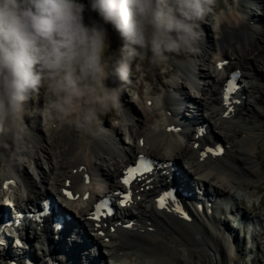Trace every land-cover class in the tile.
I'll list each match as a JSON object with an SVG mask.
<instances>
[{
    "label": "bare ground",
    "instance_id": "6f19581e",
    "mask_svg": "<svg viewBox=\"0 0 264 264\" xmlns=\"http://www.w3.org/2000/svg\"><path fill=\"white\" fill-rule=\"evenodd\" d=\"M243 1L245 0H226L224 8L216 15L217 38L211 39L206 25L199 24L198 32L200 35L195 44L197 49L195 53H185V55L171 53L166 56L174 64L171 75L174 77L170 79L169 88L174 87L172 90L162 89L159 94L153 91L154 86L152 88L149 86L150 89L144 87L145 89H142L143 96L138 95L139 101L142 100V113H136L132 109L134 106H128V100L120 95L123 120L127 119L134 122V125L127 124L132 143L118 139L116 127L114 128L103 116L100 117L101 122L98 124L101 128L97 125L94 132L87 137H81L71 126H56L50 114L44 116V120L33 123L31 126H28V119L23 118L22 131L19 134L0 136V163H3V165L0 164V189H3L2 182L4 179L16 178L21 173V178L25 180L27 189L26 194H19L17 191L16 196L18 198L15 204L17 205L22 200L31 203L37 196H43L49 188L61 187L67 177L72 180L73 184L79 185L82 174L78 171L80 165L98 172L99 175H103L109 181L110 185H114L123 161L130 159V156L137 152H146L161 158L173 157L178 160L183 174L189 175L195 186L207 195L213 193L217 196L232 198L236 196L239 190L244 191L251 184H256L261 172L259 164L264 161V156L261 159L258 154L256 155V143L259 137L253 134L251 128L244 129L243 135L236 139H226L228 149H226V156L223 159L210 156L202 159L201 149H193L192 147L191 135L193 133L191 135L186 133L181 139H178L172 131L167 129L172 123L168 111L171 110L172 105L179 108L176 106L177 104L172 103V99L177 97L178 92L188 97L190 103H195L202 116L207 115L208 118H211L213 115L208 113V109L209 107L215 109L216 114L214 116L221 121L220 125L231 128L240 122L242 123V115H238V110L236 111L237 116L233 119L221 118V113L218 111L220 105L218 88L223 75L230 71V67L226 66V68L219 70L215 63L221 58H226V56L234 57L231 66L242 69L243 76L248 82L245 93L254 91V101L257 105H261V100L264 99V80L259 84L258 80L261 79L262 75L258 73L261 69L264 70V0H257L258 3L247 0L246 5ZM248 7L250 11H248ZM249 14L256 19L259 17L258 25L254 26L247 22ZM209 51L213 54L214 62L211 67L204 68L196 61L203 60ZM244 67H248L252 73L247 74L248 72L244 71ZM189 74L192 75L193 79L189 78ZM203 78L208 79L206 92H203L204 88L198 82ZM177 79L183 80V84ZM185 82H189L193 87L199 89L201 95L192 97L188 91L184 90ZM155 89L157 88L154 87ZM41 91V96L38 99L40 103L45 102L44 92ZM148 101L150 102L148 103ZM129 105H131L130 102ZM247 105L248 103L244 101L240 104L243 109H248L252 113L253 120L246 124L253 125L260 116L256 109H249ZM111 114L117 117L115 112ZM187 114L183 112V115ZM192 116L199 118L194 114ZM61 133L64 134V140L61 139L63 138ZM135 136L136 139L134 140L133 137ZM141 138L143 145H140ZM39 154L45 160L46 170L40 166ZM69 155L72 157L71 159H68ZM21 156H29L35 163L37 169L35 175H37L38 183L36 180H32V176L28 172L19 168ZM180 179L182 180L180 186L192 191L189 189L190 183ZM157 190V186L154 185L149 190L135 193V198L140 195L143 199L135 200V208L138 210L136 215L133 214V211L127 210L128 215L136 219V224L132 229L116 228L113 232L106 229L104 236L98 235L93 230L94 235H89L94 246L100 247L102 250L101 261L105 259L106 264H109L108 261H112L111 264H192V259L196 263L199 258H207L208 251H213L215 257L220 259L223 257L221 258L219 254L224 257L227 255L232 249L231 242L234 243L236 238L232 237L233 234L229 237L224 233L225 230L223 229L228 225H223V229L218 227L223 218L215 214L217 213L215 208L210 213L208 207L200 209L198 204L194 203L190 212L193 218L187 222L173 211H162L154 208L153 200ZM1 192L2 190H0V194ZM144 199L145 204H142ZM0 203H3L1 197ZM81 204L84 203L78 201L75 205L76 214L80 218L75 215L73 220L84 228L86 224L83 216L86 212L80 206ZM236 208L238 210L239 207ZM214 215H217L218 220ZM235 218H237L236 214L234 215ZM229 227L232 228L231 225ZM90 228L91 225L88 229ZM43 232L46 233V239H48L49 230ZM70 233L72 235V232ZM78 235L79 232L76 236ZM40 236V234H35V238ZM200 236H202V241L199 239ZM104 237L108 238V241H105ZM21 239L25 243H29L31 238L25 236L16 240L21 241ZM62 242H54L51 239L49 241L50 244L57 245L60 249L59 255L64 254L62 250L64 248L68 254V245ZM14 246L17 248V243L12 245L7 241L5 248L3 247L4 255L0 256V264H9L6 262L8 259L10 261L15 260V264H24L20 256L27 251L31 252L32 245L30 244L28 249H23L21 252L14 249ZM160 247H164L167 251L165 253V250H159V254L164 253L162 256L156 253ZM81 248L84 249L82 254L87 258L92 256L93 260L98 259L92 250L85 249L84 246ZM54 251L55 249L47 250L45 248L41 254L42 258L34 259L37 261L36 264H47L48 258L58 259V264H67V260L75 256L69 264H76L77 257H80L78 253L75 256L73 254L71 257L67 256L66 260H61ZM5 254L8 256L6 257Z\"/></svg>",
    "mask_w": 264,
    "mask_h": 264
},
{
    "label": "clouds",
    "instance_id": "9594fccd",
    "mask_svg": "<svg viewBox=\"0 0 264 264\" xmlns=\"http://www.w3.org/2000/svg\"><path fill=\"white\" fill-rule=\"evenodd\" d=\"M211 3L0 0V136L22 131L38 88L56 126L91 135L102 115L122 112L120 91L109 81H127L137 60L156 64L171 53H195Z\"/></svg>",
    "mask_w": 264,
    "mask_h": 264
},
{
    "label": "rangeland",
    "instance_id": "374dc122",
    "mask_svg": "<svg viewBox=\"0 0 264 264\" xmlns=\"http://www.w3.org/2000/svg\"><path fill=\"white\" fill-rule=\"evenodd\" d=\"M225 3H226V0H212V3L209 5V11H208L207 16L205 17V19L203 21H201L199 23V24L206 25V27L209 30V34H210L211 39L217 35L216 15L222 11V8H224ZM112 39H113V49H118L120 46L119 38L113 34ZM210 51L212 52V50H210ZM210 51L204 56V62H203V66H202L204 68H208V67L212 66V62H213L212 55L213 54ZM178 54H184L185 55V53H178ZM200 60H202V59H200ZM200 60H197L196 62L198 64H200L199 63ZM173 66H174V64L169 60L168 57H165L164 60H162L156 64H149L147 61L137 60L133 64L132 71H131L129 79L127 81H120L118 79L112 78L109 81V84L112 87L119 89L120 95H123L122 97L125 98L126 100H128L127 101L128 106L133 105L134 108L132 107V109H134V111H136V113L137 112L142 113V107H141L142 106V100L139 101V97H137L139 94V90H138L139 84L141 83V85H140L141 87L142 86L147 87V86H149V82H151V84H150L151 88H152V86H154L160 91L161 90L160 87L162 88L163 85L165 86L167 84H170V79L172 77H174V76H171L173 73V70H174ZM261 70L258 73L259 75H262V77H260L262 80L261 79L258 80L259 84H261L260 82H263V80H264V70L263 69H261ZM244 71L246 73L248 72L247 74H249V75L252 73V72H250L248 67L247 68L244 67ZM165 73H167V74H165ZM143 77H147L146 81H144V82H143ZM177 80L181 81L180 79H177ZM182 84H183V82H182ZM186 84L187 83L185 82L184 90H186V91L190 90L192 93H195V91L191 90V88L189 87V84H187V86H186ZM185 86L188 88V90L186 89ZM154 87H153V91H154ZM203 87H205V86H203ZM148 89H150V88H148ZM157 89H155V90L158 91ZM41 90H43V89L38 88L31 94V97H32V100L30 101L31 104H36V100L39 97L40 93L42 92ZM197 91L201 95V92L199 91V89H197ZM253 92L254 91H250L249 93H252V96L254 99V95H253L254 93ZM199 96L195 95L194 97H199ZM253 99H252V97H250L248 95L247 100H246V102L253 105V106H250L248 104L247 107L249 109L250 108L256 109L258 111L259 116H260V118L253 125L246 124L248 121L253 120V117H252V113L250 112V110L243 109V106H242L241 111L238 112V115H240V114L242 115V123L240 122V123L232 126L231 128L229 127L228 128L229 130H221V129L215 128L216 129L215 131L223 140H225L226 136H227L226 139H228V138L229 139H234V138L236 139L238 136L243 135L244 129L251 128L250 130L254 132L253 134H255L257 137H259L257 139V143H256V146H257V149L255 151L256 155L258 154V157L259 158L261 157V159H263L262 156H264V99L261 100L262 103L260 106L257 105L255 103V101L253 103ZM129 102L131 105H129ZM214 110L215 109H213L212 107H209L208 113H212V115L214 116L216 114ZM32 111L33 110L31 108L27 112L25 111L24 115L28 117V115H30ZM111 113L112 112H109V113L104 114L102 116L107 118L108 122H110L112 124H114L113 121L120 120L121 123L119 125L114 124L115 125V126L113 125L114 128L116 127L115 129L118 132V135H120L122 139L124 138L127 141L130 140L128 142L132 143V138L130 136V133H129L130 138L128 137V129H127L126 122L123 120L122 112H121L120 116L116 115L117 117H115ZM133 125H134V123H133ZM62 134L63 133H61V135ZM61 135H59V137ZM61 137H63V138H61ZM61 137L60 138L62 140H64V134ZM133 139L135 140L136 136L133 137ZM71 158L72 157L69 155L68 159H71ZM40 164H41L40 166H42L43 169H45L47 167L46 164L44 163V160L42 159L41 155H40ZM19 166L22 168L23 171H26V172H28L29 169L33 170L32 169L33 168L32 160L27 156H25V157L21 156ZM259 168H260L261 172H260V176L257 178V183L251 184L250 187L248 189H245L244 191L239 190V194L240 193L242 194L241 198L239 199V203L241 204L242 209L247 213L248 217L259 218L263 222L264 221V161L260 162ZM0 195H3V194H0ZM259 200H260V202H258ZM239 233L241 234V231H239ZM233 235H232V237H233ZM254 235H255L254 236L255 241L252 242L251 245L249 243L248 244L243 243L242 245H240V243H239L238 248H237L238 250L236 248L232 247V249L227 253V255L225 257L221 256V254H219L221 258L223 257L222 259H220L218 257L216 258L213 251H208L207 252V258H204V257L199 258L196 261V263L194 262V259H192V264H264V229H261L258 233H255ZM199 239H200V241H202L201 240L202 236H200ZM203 240H204V238H203ZM249 246H251V247H249ZM14 249L19 250V248L18 247L15 248V246H14ZM16 250H15V252H17ZM157 250H156V253L158 255L162 256L164 253L161 252L162 254L161 253L159 254V250L163 251V250H165V248L160 247ZM2 251L3 250L0 246V253H2ZM233 251H234L235 255H233ZM15 252H14V254H15ZM19 252H21V251H19ZM164 252L166 253L167 251L165 250ZM34 253L37 254L38 252L35 250ZM111 253H112V251H111ZM183 253H185V251H183ZM184 255L186 256V254H184ZM38 258L39 259L42 258V255H39Z\"/></svg>",
    "mask_w": 264,
    "mask_h": 264
},
{
    "label": "snow or ice",
    "instance_id": "6c2138e0",
    "mask_svg": "<svg viewBox=\"0 0 264 264\" xmlns=\"http://www.w3.org/2000/svg\"><path fill=\"white\" fill-rule=\"evenodd\" d=\"M218 66H222V65H218ZM234 75L238 76L239 74L235 73ZM232 87H233V82L229 81L228 90H231ZM228 90H226V93H225V103L226 104L228 103ZM230 111H231V109L229 108V110L226 111L224 113V115L227 116ZM141 143H143V141H141ZM207 151L213 152V155H218L221 150L217 149L216 151H213L212 149H208ZM203 155L204 154L202 153L201 154L202 159H203ZM149 171H151V167L149 166V162L146 161L145 157L141 156L140 157V163L138 164L137 167H129L127 169V172H126L125 176L123 177L122 182L125 185H128L134 179V174H136L138 172L143 173V172H149ZM9 183H12V181H6L5 186H7V184H9ZM65 195H68L69 198H73L71 193L66 192ZM117 195L122 196V199L120 200L121 205H124L126 203L131 202V192L117 193ZM85 198H87V197H85ZM168 198H172L174 200L173 193L171 191H166L162 195L159 196V198L157 200V206L161 207V208L165 207L166 206V199H168ZM101 207H103V203L96 205L97 214L95 216H93L94 219H99V215L101 214L100 213ZM174 211L180 213L181 215H185L183 213L182 209L179 207V205H177L175 207ZM185 218H187L186 215H185ZM127 227H131V225H127ZM101 235H103V233H101Z\"/></svg>",
    "mask_w": 264,
    "mask_h": 264
}]
</instances>
